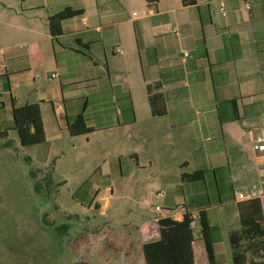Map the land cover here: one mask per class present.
Masks as SVG:
<instances>
[{
	"label": "crops",
	"instance_id": "0c3cea01",
	"mask_svg": "<svg viewBox=\"0 0 264 264\" xmlns=\"http://www.w3.org/2000/svg\"><path fill=\"white\" fill-rule=\"evenodd\" d=\"M246 1L0 0V134L16 132L14 107L37 103L45 140L29 145L39 147L36 159L49 132L123 133L155 148L148 162L160 165L161 203L127 237L109 240L112 253L94 249L105 232L87 238L86 264H146L141 225L159 215L155 206L162 217H191L193 264H210L201 219L212 264H235L229 237L249 199L264 219V164L252 150L264 129V0ZM67 6L73 15L53 36L50 16ZM80 113L93 130L71 135ZM102 165L100 176L111 169ZM94 201L100 213L109 208L107 198ZM242 257L264 264L249 251Z\"/></svg>",
	"mask_w": 264,
	"mask_h": 264
},
{
	"label": "rangeland",
	"instance_id": "374dc122",
	"mask_svg": "<svg viewBox=\"0 0 264 264\" xmlns=\"http://www.w3.org/2000/svg\"><path fill=\"white\" fill-rule=\"evenodd\" d=\"M7 132L0 134V264H86L91 261L87 238L105 232L94 249L112 253L109 240L127 237L161 203L155 195L164 189L160 165L154 157L148 162L155 148L140 136L96 132L57 139L49 132L50 147L36 159L39 147H22L17 133ZM105 160L111 169L100 176ZM52 161L55 180L36 192L31 171ZM95 198L109 200L104 213L95 207ZM255 235L244 236L242 246Z\"/></svg>",
	"mask_w": 264,
	"mask_h": 264
},
{
	"label": "trees",
	"instance_id": "16d2710c",
	"mask_svg": "<svg viewBox=\"0 0 264 264\" xmlns=\"http://www.w3.org/2000/svg\"><path fill=\"white\" fill-rule=\"evenodd\" d=\"M154 3L156 0H148ZM73 15L71 7L67 6L50 16L49 27L53 36L61 32V21ZM13 128L17 132L19 144L29 146L41 143L45 140V132L41 119L39 105L37 103L25 104L13 108ZM93 129L86 125L85 118L80 113L68 125V132L71 135H81L91 132ZM52 167L39 168L31 171L35 180L34 189L41 192V187H51ZM41 174L38 176V174ZM202 171L194 172L190 178L200 179ZM199 176V177H198ZM249 212L241 214V226L238 231L230 234L229 240L233 247V259L235 264H243L242 255L249 251L253 255L260 257V252L264 249V221L261 213L259 200L251 198L245 203ZM192 219L185 214L182 220H175L170 217H163L159 220L160 238L149 241L143 245V254L146 264H193L192 250ZM203 236L205 238L206 249L210 264H212V250L210 242L206 237V225L201 219ZM248 233L256 234V240L250 239L242 246V239ZM253 252V253H252Z\"/></svg>",
	"mask_w": 264,
	"mask_h": 264
},
{
	"label": "built area",
	"instance_id": "2783aa9c",
	"mask_svg": "<svg viewBox=\"0 0 264 264\" xmlns=\"http://www.w3.org/2000/svg\"><path fill=\"white\" fill-rule=\"evenodd\" d=\"M241 1L247 5L246 0H241ZM219 9L221 13L224 15L225 11L223 5H221ZM144 12L145 11H142V13ZM133 15H136V12H133ZM186 54L187 53H184V55ZM252 141H253L252 150L254 152L253 161L255 162V164L258 165L264 164V129H262L260 133L252 139ZM157 195L162 197L163 192L162 191L157 192ZM238 198L244 199L245 196L243 193H239ZM155 211L158 212L159 215L144 222L143 223L145 224L144 227L143 224L141 225L142 239L145 242L157 240L160 238L159 220L163 218L161 216L162 208L160 206H155Z\"/></svg>",
	"mask_w": 264,
	"mask_h": 264
}]
</instances>
